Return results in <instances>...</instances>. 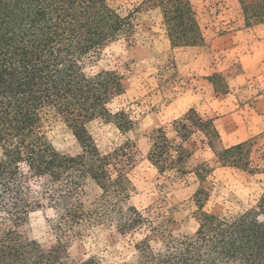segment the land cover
I'll use <instances>...</instances> for the list:
<instances>
[{"label":"trees","instance_id":"obj_1","mask_svg":"<svg viewBox=\"0 0 264 264\" xmlns=\"http://www.w3.org/2000/svg\"><path fill=\"white\" fill-rule=\"evenodd\" d=\"M235 4L246 23L264 18V0ZM157 10L173 50L207 47L184 0L126 17L109 0H0V264H264V137L227 146L220 120L195 110L153 123L146 67L98 61L124 29L136 45ZM208 50L188 84L210 103L230 94L232 51ZM235 97L254 102L248 86ZM228 173L257 196L224 216L207 200Z\"/></svg>","mask_w":264,"mask_h":264},{"label":"rangeland","instance_id":"obj_2","mask_svg":"<svg viewBox=\"0 0 264 264\" xmlns=\"http://www.w3.org/2000/svg\"><path fill=\"white\" fill-rule=\"evenodd\" d=\"M197 35L206 48L173 50L167 37L163 15L148 11L134 46H126L124 29L99 48L102 66L139 60L153 75L157 85H142L141 101L153 123H167L181 115L196 112L220 120L218 134L225 145L250 138L264 137V18L246 23L235 0H184ZM143 0H109V5L126 17ZM203 45V44H201ZM208 47L232 51L229 69L230 94L213 102H204L190 89L188 78L208 72ZM248 86L254 95L252 105H240L235 97L239 87ZM150 177L151 171H144ZM257 196V190L237 173H228L214 185L207 207L220 215L231 216ZM189 233L197 231L193 218L183 221Z\"/></svg>","mask_w":264,"mask_h":264}]
</instances>
